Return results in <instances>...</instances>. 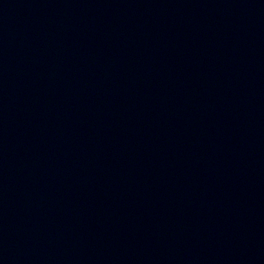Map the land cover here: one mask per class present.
<instances>
[{
	"label": "water",
	"instance_id": "obj_1",
	"mask_svg": "<svg viewBox=\"0 0 264 264\" xmlns=\"http://www.w3.org/2000/svg\"><path fill=\"white\" fill-rule=\"evenodd\" d=\"M0 264H264V0H0Z\"/></svg>",
	"mask_w": 264,
	"mask_h": 264
}]
</instances>
